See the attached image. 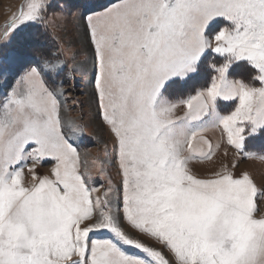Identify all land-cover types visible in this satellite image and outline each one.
I'll return each mask as SVG.
<instances>
[{"label": "snow or ice", "instance_id": "snow-or-ice-1", "mask_svg": "<svg viewBox=\"0 0 264 264\" xmlns=\"http://www.w3.org/2000/svg\"><path fill=\"white\" fill-rule=\"evenodd\" d=\"M81 7L70 14L83 18ZM66 8L26 0L0 32V59L18 65L0 100V264H264V192L251 174L221 165L201 178L191 168L212 155L209 127L244 157L249 140L264 137V0H111L88 9L89 83L112 137L111 152L93 161L96 177L86 162L81 171L83 127L62 116L64 93L78 82L76 52L29 51L30 30L46 32L49 10ZM209 54L220 62L206 64ZM239 63L252 70L248 79L233 75ZM203 73L194 94L167 99L173 85ZM69 80L73 89H64ZM222 101L234 108L222 114ZM45 159L51 174L37 177ZM97 178L107 183L93 186ZM100 232L109 238H90Z\"/></svg>", "mask_w": 264, "mask_h": 264}, {"label": "rangeland", "instance_id": "rangeland-1", "mask_svg": "<svg viewBox=\"0 0 264 264\" xmlns=\"http://www.w3.org/2000/svg\"><path fill=\"white\" fill-rule=\"evenodd\" d=\"M57 3H64L67 5L64 15H56L54 9L49 10L48 19L50 23L47 26V31L30 30L32 37L29 51L37 58L44 50L53 46L59 45L61 48L70 49L76 52V61L78 71L75 73L78 82L73 89V83L69 80L63 84L64 89H73L64 93L65 97H69L65 101L62 109V116L66 121H71L73 125H80L83 127L84 135L76 140V146L81 155L82 168L85 170L84 162H86V170L96 177V166L93 163L98 155L103 156L104 151L109 153L112 149V137L107 127L101 121L98 115V109L92 95V85L89 83L91 79V69L93 67L92 49L88 40V33L86 27V17L89 14L88 9L94 8L99 10V6H107L111 0H54ZM26 3V0H0V32H2L11 22L14 15H17L21 6ZM83 12V18L73 16L70 13L76 11L80 7ZM213 25V30L216 29ZM66 55L68 53H65ZM87 58V63L81 61ZM220 57L215 54H209L205 63H218ZM74 62L69 60V64ZM18 65L12 61L5 62L0 59V100H3L6 93L14 84V73ZM234 76H240L248 79L252 73L245 64L239 63L233 66ZM208 76L203 73L201 76L187 83H178L173 85L169 90L167 99L173 102L178 101L188 94L194 92L202 86L206 85ZM256 86H259L257 83ZM234 108L231 102H220V111L222 114L230 112ZM183 108L177 109V115H182ZM69 131L68 128L65 129ZM203 135L213 145V152L209 159H194L191 161V168L194 174L198 177H207L212 172L218 170L221 165H227L236 175L241 172H248L254 178V181L262 192H264V137H257L250 139L247 145V151L252 155L244 157L235 151L234 148L228 146L225 140L221 137L219 129L209 127ZM218 145V147H216ZM198 147H201L198 145ZM203 150L207 151V145H203ZM53 161L45 159L35 166V175L37 177L50 176V169L53 166ZM238 164V167L232 168V164ZM33 161L28 160L24 166L23 182L30 185L33 181V175L29 171L32 167ZM106 176H110L112 182H118L119 177L115 166L108 168ZM107 183L106 179H94L93 186L100 187L101 184ZM261 208L264 209V199H258ZM91 239L109 238L106 232L96 234L90 233Z\"/></svg>", "mask_w": 264, "mask_h": 264}]
</instances>
